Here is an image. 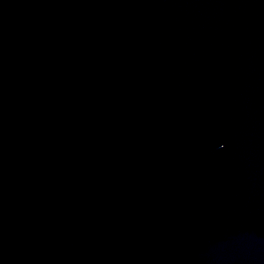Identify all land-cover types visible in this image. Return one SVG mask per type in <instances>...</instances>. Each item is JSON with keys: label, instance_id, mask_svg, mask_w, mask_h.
I'll use <instances>...</instances> for the list:
<instances>
[{"label": "water", "instance_id": "95a60500", "mask_svg": "<svg viewBox=\"0 0 264 264\" xmlns=\"http://www.w3.org/2000/svg\"><path fill=\"white\" fill-rule=\"evenodd\" d=\"M0 264H264V0H0Z\"/></svg>", "mask_w": 264, "mask_h": 264}]
</instances>
